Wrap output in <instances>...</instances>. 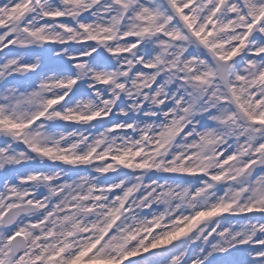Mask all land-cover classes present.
<instances>
[{"label":"snow or ice","instance_id":"6c2138e0","mask_svg":"<svg viewBox=\"0 0 264 264\" xmlns=\"http://www.w3.org/2000/svg\"><path fill=\"white\" fill-rule=\"evenodd\" d=\"M0 264H264V0H0Z\"/></svg>","mask_w":264,"mask_h":264}]
</instances>
